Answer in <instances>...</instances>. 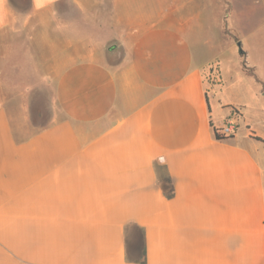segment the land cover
Wrapping results in <instances>:
<instances>
[{"label":"crops","instance_id":"0c3cea01","mask_svg":"<svg viewBox=\"0 0 264 264\" xmlns=\"http://www.w3.org/2000/svg\"><path fill=\"white\" fill-rule=\"evenodd\" d=\"M17 22L63 62L26 137L0 90V264H264V0H0Z\"/></svg>","mask_w":264,"mask_h":264},{"label":"rangeland","instance_id":"374dc122","mask_svg":"<svg viewBox=\"0 0 264 264\" xmlns=\"http://www.w3.org/2000/svg\"><path fill=\"white\" fill-rule=\"evenodd\" d=\"M74 14L70 12V16ZM55 50L45 36L40 34L35 39L24 23L17 22L0 32V90L4 107L20 136L26 137L50 121L56 68L63 62L62 54H52ZM215 69L209 71V79L216 74ZM257 127L264 132V125Z\"/></svg>","mask_w":264,"mask_h":264},{"label":"built area","instance_id":"2783aa9c","mask_svg":"<svg viewBox=\"0 0 264 264\" xmlns=\"http://www.w3.org/2000/svg\"><path fill=\"white\" fill-rule=\"evenodd\" d=\"M238 131V126L233 123L226 124L219 132L223 137L228 138L234 136Z\"/></svg>","mask_w":264,"mask_h":264},{"label":"trees","instance_id":"16d2710c","mask_svg":"<svg viewBox=\"0 0 264 264\" xmlns=\"http://www.w3.org/2000/svg\"><path fill=\"white\" fill-rule=\"evenodd\" d=\"M215 135H216V138L218 140H225V139H227V138L223 137L222 135H220L217 130H215ZM256 139L259 140V141H262L264 143V140H262L261 138H256Z\"/></svg>","mask_w":264,"mask_h":264}]
</instances>
